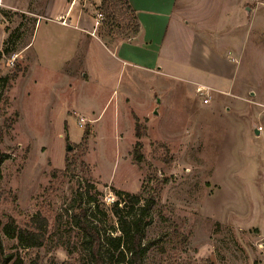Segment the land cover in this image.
<instances>
[{
    "label": "rangeland",
    "instance_id": "rangeland-1",
    "mask_svg": "<svg viewBox=\"0 0 264 264\" xmlns=\"http://www.w3.org/2000/svg\"><path fill=\"white\" fill-rule=\"evenodd\" d=\"M77 1L74 30L0 0L10 264H94L73 215L119 236L127 194L155 200L144 264H264V0H133L119 53L132 14Z\"/></svg>",
    "mask_w": 264,
    "mask_h": 264
},
{
    "label": "trees",
    "instance_id": "trees-1",
    "mask_svg": "<svg viewBox=\"0 0 264 264\" xmlns=\"http://www.w3.org/2000/svg\"><path fill=\"white\" fill-rule=\"evenodd\" d=\"M103 9L110 11L109 16L114 12L122 14L131 13L132 21L137 20L135 11L127 0H103ZM113 11V12H112ZM135 32L139 31L138 25ZM6 53H9L8 51ZM10 79L3 76L0 71V112L3 107V96L5 89L9 86ZM3 155L0 153V181L2 179ZM119 195H123L120 194ZM127 199H119L113 202V213L118 219L119 236H104L96 220L92 216L95 209L80 207L73 215V224L85 237V243L90 259L94 264H144V257L147 247L144 243L148 219L155 206L153 198H144L141 194H127ZM95 200H91L90 206H94ZM121 206V207H120ZM12 236L10 233H7ZM20 240L27 239L31 243L29 247L41 245L43 235H36L32 232L22 231L18 237ZM12 255H6L0 239V264H10Z\"/></svg>",
    "mask_w": 264,
    "mask_h": 264
},
{
    "label": "crops",
    "instance_id": "crops-1",
    "mask_svg": "<svg viewBox=\"0 0 264 264\" xmlns=\"http://www.w3.org/2000/svg\"><path fill=\"white\" fill-rule=\"evenodd\" d=\"M135 14L137 16V25L139 27V31L137 33H133L132 36L127 40L123 41L117 45L116 50L117 52H121V48L126 44L134 43L138 40L140 35L142 34V25L141 19L137 14L138 7L133 2V0H127ZM77 0H14L13 4H8L5 9L13 10L17 12H22L24 14L30 13L31 15L35 16L38 20L37 25H41L43 21L58 23L61 25L59 20H65L66 25L63 27L71 28L77 30L75 27L78 25L80 18H78V8H77ZM176 5V4H175ZM163 10L165 7L161 6ZM175 9L170 8V13L173 14ZM28 12V13H27ZM53 19V20H52ZM153 25H155L153 23ZM167 35V34H166ZM129 56L136 58L137 56L131 52H127ZM200 88L207 89L206 86H200ZM210 91V88L208 89ZM210 97V96H209Z\"/></svg>",
    "mask_w": 264,
    "mask_h": 264
},
{
    "label": "built area",
    "instance_id": "built-area-1",
    "mask_svg": "<svg viewBox=\"0 0 264 264\" xmlns=\"http://www.w3.org/2000/svg\"><path fill=\"white\" fill-rule=\"evenodd\" d=\"M98 17H99V18H100V17L102 18V15L99 14ZM59 22H60L62 25H66V21H65V20H62V19H61V20H59ZM198 90H199V92L201 93V95L204 96V98H203L204 103H205V104H209L210 99H209V97H206V96H205L204 89H203V88H199ZM84 122H85L84 119H82V120H81V123H80V125H81L82 127L84 126Z\"/></svg>",
    "mask_w": 264,
    "mask_h": 264
},
{
    "label": "water",
    "instance_id": "water-1",
    "mask_svg": "<svg viewBox=\"0 0 264 264\" xmlns=\"http://www.w3.org/2000/svg\"><path fill=\"white\" fill-rule=\"evenodd\" d=\"M247 11H250L249 9L247 10ZM160 101L158 100V103H159ZM155 114H157V113H155ZM255 133H256V135H260V131L257 129L256 131H255ZM69 149L71 150V148L69 147Z\"/></svg>",
    "mask_w": 264,
    "mask_h": 264
}]
</instances>
